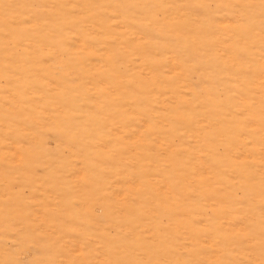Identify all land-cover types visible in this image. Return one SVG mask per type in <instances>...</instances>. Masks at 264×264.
<instances>
[{"label": "rangeland", "instance_id": "374dc122", "mask_svg": "<svg viewBox=\"0 0 264 264\" xmlns=\"http://www.w3.org/2000/svg\"><path fill=\"white\" fill-rule=\"evenodd\" d=\"M0 264H264V0H0Z\"/></svg>", "mask_w": 264, "mask_h": 264}]
</instances>
